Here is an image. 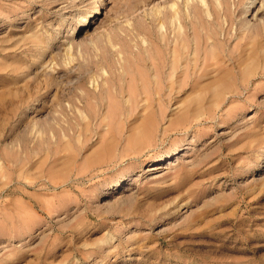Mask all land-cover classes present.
Listing matches in <instances>:
<instances>
[{"label":"rangeland","instance_id":"1","mask_svg":"<svg viewBox=\"0 0 264 264\" xmlns=\"http://www.w3.org/2000/svg\"><path fill=\"white\" fill-rule=\"evenodd\" d=\"M0 264H264V0H0Z\"/></svg>","mask_w":264,"mask_h":264},{"label":"bare ground","instance_id":"2","mask_svg":"<svg viewBox=\"0 0 264 264\" xmlns=\"http://www.w3.org/2000/svg\"><path fill=\"white\" fill-rule=\"evenodd\" d=\"M178 36V35H177ZM178 40V39H177ZM174 41H175V39H174ZM173 41V43H175L176 44V42L177 41H175L174 42ZM166 46H167V44H166ZM183 47V46H182ZM186 47V46H185ZM171 48V47H170ZM169 48V49H170ZM184 48V47H183ZM194 49V51L192 50V53H188V54H186V51H183V52H181V53H177V49H176V47H175V45H173L172 46V48L170 49V51H171V54L169 55V58H167V59H165L164 57H163V59H162V62H161V64H160V62H159V65H158V67H161V68H169L168 69V74H169V76H170V79H169V81L165 84L166 85V87L170 90V91H172V90H176V89H178L179 87H181L180 86V84L176 81V78L177 77H180V76H184L185 74H186V72L188 71V68H187V66L189 65V64H195V55H196V51H195V48H193ZM183 50V49H182ZM185 52V53H184ZM195 53V54H194ZM207 65H209L207 62H206V57H203V59H202V65H201V67L202 68H204V67H206ZM157 75H158V73H157ZM154 77H155V81H156V74H154ZM143 99V101H144V98H142ZM143 101H141V102H143ZM158 101H159V99H158ZM140 102V103H141ZM139 103V104H140ZM139 104H138V106H139ZM136 105V104H135ZM86 113V112H85ZM84 116V115H83ZM88 117V116H87ZM105 117V116H104ZM82 118V117H81ZM87 120V119H86ZM86 122V121H85ZM87 123V125H85V126H88V122H86ZM79 135V134H78ZM77 135V136H78Z\"/></svg>","mask_w":264,"mask_h":264}]
</instances>
